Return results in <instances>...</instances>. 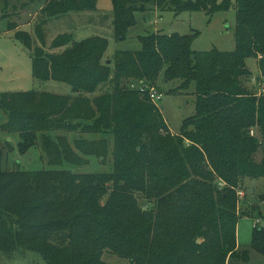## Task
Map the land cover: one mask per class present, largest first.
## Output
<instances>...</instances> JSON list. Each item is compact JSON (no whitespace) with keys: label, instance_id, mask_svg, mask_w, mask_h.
<instances>
[{"label":"trees","instance_id":"obj_1","mask_svg":"<svg viewBox=\"0 0 264 264\" xmlns=\"http://www.w3.org/2000/svg\"><path fill=\"white\" fill-rule=\"evenodd\" d=\"M97 1L51 0L42 12L49 18L94 12ZM112 4L118 41L135 25L137 13L213 16L234 6L236 48L198 52L192 48L197 33L157 32L141 37L139 52H118L114 68L101 62L108 49L104 38L78 42L59 36L53 47L64 51L57 55L34 48V78L66 83L74 95L0 92V110L7 115L1 129L19 135L21 153L40 136L51 165L80 163V154L103 161L109 148L107 137L76 139L72 146L68 137L53 133L112 136L113 171L4 170L0 142V264L3 253L19 251L38 253L47 264H110L103 261L105 253L129 264H249L250 252L238 247V189L248 178L264 179V159L256 160L264 149V95L245 85L253 82L251 59L258 63L257 83H264V0ZM8 29L32 51L28 32L17 30V23ZM161 79L180 82L170 94L194 86L195 114L178 134H170L161 107L139 89L162 94ZM107 83L113 93L84 97ZM8 149L13 150L10 144ZM258 223L251 248L264 256V228Z\"/></svg>","mask_w":264,"mask_h":264},{"label":"rangeland","instance_id":"obj_2","mask_svg":"<svg viewBox=\"0 0 264 264\" xmlns=\"http://www.w3.org/2000/svg\"><path fill=\"white\" fill-rule=\"evenodd\" d=\"M7 1V2H6ZM51 0H0V92H44L59 96L74 95L72 87L66 83L39 81L32 72V56L34 48L41 47L45 53L57 55L63 49L53 47L59 36L68 35L73 40H83L100 37L108 41V49L102 58L103 65L114 68L115 55L118 52H139L142 49L141 37L154 33L166 35L180 34L193 35L195 38L192 48L198 52L219 50L232 52L236 48V9L233 6L228 12H218L213 16L205 12H183L176 14L173 11H157L152 9L145 13L135 14L136 23L130 28L126 38L118 41L113 29L114 10L112 0H98L97 10L94 12L71 13L49 18L42 12L46 2ZM223 2V0H219ZM235 2V0H233ZM9 23H17L19 31L28 32L32 36V51L15 38L14 32L8 31ZM74 37V38H73ZM253 72V78L259 77L258 63L251 59L247 62ZM180 85L179 81L165 83L159 82L162 99L159 106L164 119L169 126L170 134H178L183 121L195 114L194 86L188 92L170 94L171 89ZM247 88H253L251 81H245ZM157 90V89H156ZM158 91V90H157ZM113 93V85H101L94 94H85L84 97L94 100L96 97ZM153 103V102H152ZM154 104V103H153ZM7 122V115L0 110V142L4 147L2 168L4 170L21 169L22 171L42 170H70L80 174H105L113 171V138L112 136L97 134H81L60 131L52 137L66 136L73 146L74 140H98L107 137L109 148L107 158L103 161L96 157L80 154L82 162L70 164L63 162L61 165H51L49 156L42 148L41 137L37 145L27 152L21 153L18 145L21 139L18 134H8L1 129ZM257 132V130H255ZM84 135V136H83ZM10 146L11 150L8 149ZM78 154V153H77ZM264 159V149L256 154V160ZM223 184V183H222ZM244 196H239L238 214V247L240 250L250 252L249 264H264V256L252 250V233L257 221L264 228V179H246L244 186L238 191ZM139 203L143 208H148L142 196ZM151 207V206H150ZM249 213V214H248ZM103 261L110 264H129L119 257L105 253ZM1 264H47L41 255L31 251H19L13 254L3 253Z\"/></svg>","mask_w":264,"mask_h":264},{"label":"built area","instance_id":"obj_3","mask_svg":"<svg viewBox=\"0 0 264 264\" xmlns=\"http://www.w3.org/2000/svg\"><path fill=\"white\" fill-rule=\"evenodd\" d=\"M252 84L254 83H257V80L256 79H252ZM255 85V86H254ZM253 87H254V91L255 93L258 95V96H261V95H264V83H257V84H254ZM257 85V86H256ZM142 92H145V91H148L149 92V96H150V99L151 101L158 107L159 106V101L162 99V94H160L156 88H147L145 86H141L139 88ZM254 132H252L253 134ZM239 195L241 196H244V194L242 192L239 193Z\"/></svg>","mask_w":264,"mask_h":264},{"label":"water","instance_id":"obj_4","mask_svg":"<svg viewBox=\"0 0 264 264\" xmlns=\"http://www.w3.org/2000/svg\"><path fill=\"white\" fill-rule=\"evenodd\" d=\"M161 109H164V107H162ZM197 243H200V241L198 240Z\"/></svg>","mask_w":264,"mask_h":264}]
</instances>
